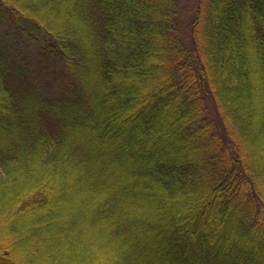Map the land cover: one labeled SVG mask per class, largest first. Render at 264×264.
<instances>
[{
    "label": "trees",
    "instance_id": "trees-1",
    "mask_svg": "<svg viewBox=\"0 0 264 264\" xmlns=\"http://www.w3.org/2000/svg\"><path fill=\"white\" fill-rule=\"evenodd\" d=\"M0 264H264V0H0Z\"/></svg>",
    "mask_w": 264,
    "mask_h": 264
}]
</instances>
